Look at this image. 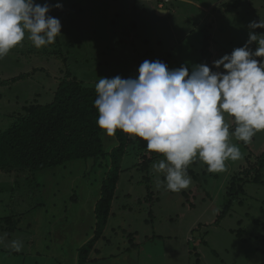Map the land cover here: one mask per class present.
Returning a JSON list of instances; mask_svg holds the SVG:
<instances>
[{
    "label": "rangeland",
    "instance_id": "374dc122",
    "mask_svg": "<svg viewBox=\"0 0 264 264\" xmlns=\"http://www.w3.org/2000/svg\"><path fill=\"white\" fill-rule=\"evenodd\" d=\"M236 1L35 0L49 4V15L61 21L62 34L51 51L56 44L61 46L67 62L41 55L46 47L35 48L27 37L0 59L1 82L31 75L0 84V130L8 128L28 103H51L58 79L67 72L94 89L100 77L137 78L146 59H158L170 69L186 65L191 72L202 64L207 36L213 61L231 54L247 42L249 23L264 18V0H243L237 8L230 7ZM225 119L233 132L234 119ZM102 138L106 151L118 145L115 136L104 130ZM233 142L242 159L228 161L219 173L208 172L207 165L196 159L189 188L173 193L156 186L152 168L145 173L132 168L139 161V149L147 148V142L138 138L123 159L125 171L113 215L96 245L99 254H92L96 261L88 264H264V184L248 183L230 213L217 223L233 176L264 154V132L249 144L235 138ZM105 172L106 162L99 166L94 160L27 169L18 176L0 172V188L6 189L0 193V218L14 215L19 229L9 232V224L0 221L4 237L0 264H78V249L94 236L95 204ZM147 186L152 198H147ZM13 240L21 242V251L10 247Z\"/></svg>",
    "mask_w": 264,
    "mask_h": 264
},
{
    "label": "clouds",
    "instance_id": "9594fccd",
    "mask_svg": "<svg viewBox=\"0 0 264 264\" xmlns=\"http://www.w3.org/2000/svg\"><path fill=\"white\" fill-rule=\"evenodd\" d=\"M56 8H62L56 4ZM51 6L35 0H0V59L20 46L25 38L37 48L55 43L62 24L49 15ZM249 38L207 64L170 69L160 60H144L137 78L100 77L95 85L97 125L113 136L117 130L147 142L150 152L164 158L151 165L156 186L173 193L192 183L189 166L199 159L210 173L226 170L228 161L242 159L238 144L251 143L264 132V18L248 25ZM256 44L255 50L251 45ZM226 116L234 119L230 132ZM4 237H0V244ZM10 247L19 252L22 244Z\"/></svg>",
    "mask_w": 264,
    "mask_h": 264
},
{
    "label": "trees",
    "instance_id": "16d2710c",
    "mask_svg": "<svg viewBox=\"0 0 264 264\" xmlns=\"http://www.w3.org/2000/svg\"><path fill=\"white\" fill-rule=\"evenodd\" d=\"M242 2L243 0H237L230 7L237 8ZM214 12L220 13L218 9H214ZM208 38L209 36L204 40L200 62L216 71L212 64L213 53ZM55 47L57 49L51 51V48H54L52 44L40 54L66 63L67 59L61 46L56 44ZM30 77L31 75L21 74L9 81H0V84H13ZM54 92L51 103L46 105L28 103L8 128L0 130V172L18 176L25 175L27 169L46 170L79 160H94L99 166L106 162V172L94 210L96 217L94 236L78 249V264H88L96 261L92 254H99L96 245L103 238L113 215L119 181L125 171L122 168L123 159L129 147L134 145L138 138L134 140L131 135L117 130L114 136L118 145L111 151H106L102 138L103 130L97 125L99 113L94 106L97 98L95 89L86 86L67 72L63 78L58 79ZM138 156L139 161L132 168L136 167L143 173L149 171L151 165L163 157L159 153L150 152L147 148L139 149ZM192 171L190 165L188 174ZM145 181L148 184L151 182L150 178H145ZM248 183L264 184V154L257 158L255 165L250 163L247 168L233 176L227 188L228 202L223 207L217 223L230 213L234 201L244 193ZM5 191L6 189L0 188V193ZM147 191V198H152L151 186H147ZM189 195L185 193L186 197ZM152 214L150 211L149 215ZM12 217L14 215L0 218V221L9 224V232L19 230ZM239 235L242 237V232ZM130 237L134 239L133 234Z\"/></svg>",
    "mask_w": 264,
    "mask_h": 264
},
{
    "label": "crops",
    "instance_id": "0c3cea01",
    "mask_svg": "<svg viewBox=\"0 0 264 264\" xmlns=\"http://www.w3.org/2000/svg\"><path fill=\"white\" fill-rule=\"evenodd\" d=\"M160 11H161V10H160ZM161 12H162V11H161ZM213 62H214V61H213V57H212V64H213Z\"/></svg>",
    "mask_w": 264,
    "mask_h": 264
},
{
    "label": "built area",
    "instance_id": "2783aa9c",
    "mask_svg": "<svg viewBox=\"0 0 264 264\" xmlns=\"http://www.w3.org/2000/svg\"><path fill=\"white\" fill-rule=\"evenodd\" d=\"M164 2V1H163ZM162 4V2L160 1V4L159 5H161ZM162 7V6H161Z\"/></svg>",
    "mask_w": 264,
    "mask_h": 264
}]
</instances>
